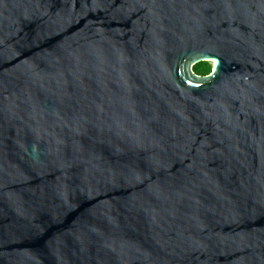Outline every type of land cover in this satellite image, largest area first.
Masks as SVG:
<instances>
[{
  "label": "water",
  "instance_id": "95a60500",
  "mask_svg": "<svg viewBox=\"0 0 264 264\" xmlns=\"http://www.w3.org/2000/svg\"><path fill=\"white\" fill-rule=\"evenodd\" d=\"M0 264H264V0H0Z\"/></svg>",
  "mask_w": 264,
  "mask_h": 264
},
{
  "label": "trees",
  "instance_id": "16d2710c",
  "mask_svg": "<svg viewBox=\"0 0 264 264\" xmlns=\"http://www.w3.org/2000/svg\"><path fill=\"white\" fill-rule=\"evenodd\" d=\"M211 70V62H200L193 67V72L199 76L207 75L211 72Z\"/></svg>",
  "mask_w": 264,
  "mask_h": 264
},
{
  "label": "rangeland",
  "instance_id": "374dc122",
  "mask_svg": "<svg viewBox=\"0 0 264 264\" xmlns=\"http://www.w3.org/2000/svg\"><path fill=\"white\" fill-rule=\"evenodd\" d=\"M211 65L213 66V63H211Z\"/></svg>",
  "mask_w": 264,
  "mask_h": 264
},
{
  "label": "bare ground",
  "instance_id": "6f19581e",
  "mask_svg": "<svg viewBox=\"0 0 264 264\" xmlns=\"http://www.w3.org/2000/svg\"><path fill=\"white\" fill-rule=\"evenodd\" d=\"M214 64V63H213Z\"/></svg>",
  "mask_w": 264,
  "mask_h": 264
}]
</instances>
